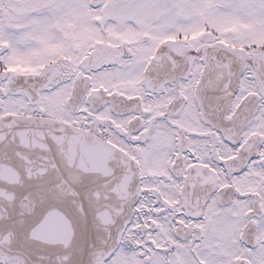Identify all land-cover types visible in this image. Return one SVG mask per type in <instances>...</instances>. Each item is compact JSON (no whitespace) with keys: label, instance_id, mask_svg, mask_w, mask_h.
Wrapping results in <instances>:
<instances>
[{"label":"snow or ice","instance_id":"snow-or-ice-1","mask_svg":"<svg viewBox=\"0 0 264 264\" xmlns=\"http://www.w3.org/2000/svg\"><path fill=\"white\" fill-rule=\"evenodd\" d=\"M0 264H264V0H0Z\"/></svg>","mask_w":264,"mask_h":264}]
</instances>
